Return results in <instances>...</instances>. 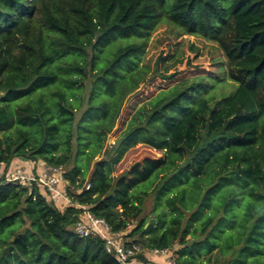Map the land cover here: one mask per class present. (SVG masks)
I'll return each mask as SVG.
<instances>
[{"label":"trees","instance_id":"16d2710c","mask_svg":"<svg viewBox=\"0 0 264 264\" xmlns=\"http://www.w3.org/2000/svg\"><path fill=\"white\" fill-rule=\"evenodd\" d=\"M161 23L215 43L235 88L181 79L105 150ZM138 143L161 155L113 175ZM16 159L61 167L79 206L0 183V264H120L73 232L84 211L171 264H264V0H0V165Z\"/></svg>","mask_w":264,"mask_h":264},{"label":"rangeland","instance_id":"374dc122","mask_svg":"<svg viewBox=\"0 0 264 264\" xmlns=\"http://www.w3.org/2000/svg\"><path fill=\"white\" fill-rule=\"evenodd\" d=\"M177 32H180L177 28L167 23H161L151 34L144 55V61L150 66V73L138 90L126 98L122 113L113 131L107 135L105 150H109L114 144L123 125L139 104L154 95H158L161 90L170 87L181 79L193 80L198 76L210 78L211 93L215 98L228 95L235 88V83L227 77L225 58L215 43L203 36L178 34ZM192 47L197 50H192ZM168 54H171V56L168 57ZM84 92L88 93L89 87L85 88ZM160 155V151L144 143H138L125 152L113 168L112 174L117 175L123 172L133 163L139 162L145 157L154 158ZM16 161L17 164L23 165L29 163V161L20 163L17 159ZM146 185L144 184L142 188ZM158 197V192H154L152 196L145 200L142 215L148 216ZM61 207L64 209V205H61ZM125 234L126 232H122L118 236L121 240L127 241L129 239L124 236ZM176 249L177 246L174 247V250ZM173 252V249L160 253L141 250L139 254L142 253L146 259L154 262V264H171ZM205 260L206 264H210L212 256L205 258ZM212 264L214 263L212 262Z\"/></svg>","mask_w":264,"mask_h":264},{"label":"built area","instance_id":"2783aa9c","mask_svg":"<svg viewBox=\"0 0 264 264\" xmlns=\"http://www.w3.org/2000/svg\"><path fill=\"white\" fill-rule=\"evenodd\" d=\"M15 183L28 189L37 188L39 194L47 202L64 205H77L68 194L69 182L64 176L61 167L52 166L43 160L29 162L28 165L11 163L0 165V183ZM89 188V184L85 185ZM66 205V206H65ZM73 232L80 237L97 236L104 241V250L113 254L120 264H154L150 261H142L137 255L141 251L138 245H129L127 241L119 238L120 233H113L108 224L101 218L84 211L74 222ZM155 253L166 250L149 249Z\"/></svg>","mask_w":264,"mask_h":264},{"label":"crops","instance_id":"0c3cea01","mask_svg":"<svg viewBox=\"0 0 264 264\" xmlns=\"http://www.w3.org/2000/svg\"><path fill=\"white\" fill-rule=\"evenodd\" d=\"M15 162H16V163H18L17 161H14L13 163H15ZM20 163H21V162H20ZM61 205H62V204H59L58 206H60V207H61Z\"/></svg>","mask_w":264,"mask_h":264}]
</instances>
